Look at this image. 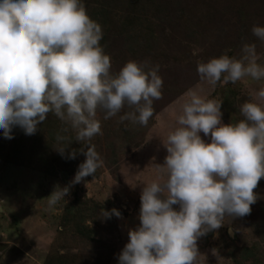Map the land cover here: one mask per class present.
Masks as SVG:
<instances>
[{"label": "clouds", "instance_id": "obj_1", "mask_svg": "<svg viewBox=\"0 0 264 264\" xmlns=\"http://www.w3.org/2000/svg\"><path fill=\"white\" fill-rule=\"evenodd\" d=\"M254 36L264 42V27L254 25ZM101 26L87 15L81 0H0V130L12 139L19 127L34 135L52 112L76 131L85 156L74 178L56 186L47 197L53 209L70 188L93 175L103 161L91 140L101 132L97 110L107 120L127 106L132 111L121 121L147 126L153 102L162 98L159 65L130 60L115 75L111 59L100 45ZM240 58L222 54L197 65L201 79L213 87L221 81L236 83L244 77L264 78V65L255 44H244ZM176 117L177 126L163 143L164 164H153L166 178L143 186L140 224L129 229V242L118 264H195L197 238L223 226L226 217L251 212L264 178V107L256 102L241 106L244 119L223 124L222 100L198 95L195 90ZM256 96L264 101V89ZM64 128L62 131L67 132ZM210 135V143L201 138ZM55 150L64 156L66 136L57 135ZM86 149V150H85ZM178 206L174 208L173 206ZM3 209L0 208V212ZM101 215L120 217L117 209Z\"/></svg>", "mask_w": 264, "mask_h": 264}, {"label": "rangeland", "instance_id": "obj_2", "mask_svg": "<svg viewBox=\"0 0 264 264\" xmlns=\"http://www.w3.org/2000/svg\"><path fill=\"white\" fill-rule=\"evenodd\" d=\"M81 3L90 19L92 11L103 8V16L94 21L102 29L100 45L111 59V74L118 73L130 60L159 65L162 89L176 96L159 109L145 129L130 126L128 120L121 121L120 117L128 112L127 105L107 120L98 109L96 119L100 121L101 132L91 143L103 164L93 176L72 185L70 194L64 197L67 203L61 200L53 209H49L47 197L56 186H67L80 164L69 162L71 159L67 157L68 168L56 166L55 172L49 174L36 164L37 155L31 156L32 150L25 148L26 145H20L17 163L8 162L0 155V208L3 209L0 264H68L69 260L78 264H118L117 257L129 242V229L140 224L143 186L166 178L156 172L153 164H164L167 152L163 143L168 132L177 126L176 117L189 99L187 93L195 90L207 99L222 100V117L226 115L230 124L244 119L240 111L244 103L256 102L264 107V101L256 96L264 89V78L244 77L236 83L224 84L222 76L213 87L197 72L199 63L222 54L240 58L244 44H255L257 63L264 65V42L251 31L254 25L264 27V0H81ZM128 13L136 15L138 20L125 18ZM162 16H165L162 34H155L160 29L156 25L153 30L146 27L149 20ZM136 31L134 40L132 34ZM148 32H154L155 46L150 44V38V46L145 44ZM231 91L233 102L226 105L224 95ZM49 115L55 116L52 112ZM53 121L56 125L64 123L56 116ZM42 128L38 125V129ZM125 128L127 134L123 132ZM200 136L210 143V135L205 137L201 132ZM5 149L3 146L1 150ZM254 192L258 199L250 206V214L226 217L221 228L197 238L199 256L195 264H264V178ZM74 207L82 210L83 218L75 228L66 215ZM102 209L109 212L117 209L121 216L105 218ZM82 223L94 234L95 241L75 234L80 235ZM256 242L260 243L263 256L253 261L244 249ZM49 254L63 257L57 263Z\"/></svg>", "mask_w": 264, "mask_h": 264}, {"label": "trees", "instance_id": "obj_3", "mask_svg": "<svg viewBox=\"0 0 264 264\" xmlns=\"http://www.w3.org/2000/svg\"><path fill=\"white\" fill-rule=\"evenodd\" d=\"M169 13L173 14L172 10H170ZM100 15L103 16V8L102 9L96 8L94 11H92V14L90 15L91 20L94 21ZM125 18H128V20L130 21L138 20L137 19L138 17L136 15L132 16L131 13L126 14ZM164 20H165V16L156 17L155 19H152V21L149 20V25H147L146 27L149 30H153L154 26L156 25V27H160V29L157 32H155V34H158V33L162 34V24ZM137 33L138 31L132 34V39L134 40L136 39ZM151 34L152 32H148V38L146 39L147 41H145V44H149L148 40L150 38L149 40L150 44L155 46L157 44L156 43L157 41L155 40L154 37L156 36L153 32L152 34L153 39H151L152 38ZM102 40H103V35H102V39L99 42L100 44ZM159 71H161L160 68H159ZM161 92H162V98L159 100H154L153 102V109H154L153 116L159 111V109H161L166 104H168L176 96V93L169 94L168 91H166L165 89H161ZM224 96H225L224 103L226 105H230L231 102H233V98H234L233 92L231 91L230 93H227ZM132 110L133 109L130 107L127 108L128 112ZM49 114H47V118L44 121L45 126H43V123H42L40 126L43 128L38 129L34 135H25L24 131L21 128L14 127L12 130L13 138L5 139L3 137V130H0V155L5 157L8 162L17 163L15 158L20 154V145L22 144L23 146L26 145L25 148L32 150L30 152L31 156H34L35 154L37 155L38 160L36 164L40 166L41 168H43V170H45L47 173L49 174L54 173L56 170V166H61L60 168H68V165H67L68 164V161H67L68 153L72 151L73 149H80L82 145L80 142L75 141V135H76L75 130L71 129L70 126H67L68 124L66 123H62L59 125L54 124L53 118L55 116L49 115ZM153 116L149 119L147 126L152 124ZM222 118L225 120V124H229V122H227L225 119L226 115H224ZM108 123L110 125L112 124V121H109ZM129 123H130V126L132 125L140 126V129L142 128L145 129L147 127V126H141L138 123L133 124L131 121H129ZM65 126H67L66 128L69 129L67 132L62 131V129H64ZM123 132L127 134L128 128H125ZM57 135L66 136L68 138L67 140L62 142L63 144L70 143L65 150L64 156H61L55 150V148L58 146V141L56 139ZM3 146L6 147L5 150H1ZM82 157H85V156L82 153L77 152L75 159H71V161L69 162L75 163V165H79L84 162V159ZM80 158L83 161L78 163L77 159H80ZM70 167L72 169L71 165ZM66 213H67L66 215L69 218V220L73 223L74 228L77 225L78 220L83 219L80 215V213H82V210L78 207L69 208L66 211ZM79 231H80V235L78 233H75L78 237L84 238V240L88 239L89 241H92V242L95 241V239L93 238L94 234L90 233L89 228L86 225H84V223H82V225L79 226ZM61 236L63 237V235ZM260 249H261L260 243L256 242L251 247L244 249V253L247 252L246 254H248L253 259V261H258L260 260L259 258L263 256V253L260 251ZM49 255L52 259L56 260L57 263L60 260V258L63 257L62 255H56V256L51 255V254ZM68 264H78V262L76 260L75 261L69 260Z\"/></svg>", "mask_w": 264, "mask_h": 264}]
</instances>
